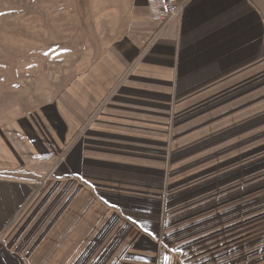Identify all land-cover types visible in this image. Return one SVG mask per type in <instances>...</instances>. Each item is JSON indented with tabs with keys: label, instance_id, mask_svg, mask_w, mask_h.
<instances>
[{
	"label": "crops",
	"instance_id": "0c3cea01",
	"mask_svg": "<svg viewBox=\"0 0 264 264\" xmlns=\"http://www.w3.org/2000/svg\"><path fill=\"white\" fill-rule=\"evenodd\" d=\"M177 1L0 110V264H264V0Z\"/></svg>",
	"mask_w": 264,
	"mask_h": 264
},
{
	"label": "rangeland",
	"instance_id": "374dc122",
	"mask_svg": "<svg viewBox=\"0 0 264 264\" xmlns=\"http://www.w3.org/2000/svg\"><path fill=\"white\" fill-rule=\"evenodd\" d=\"M131 0H0V110L51 102L126 26Z\"/></svg>",
	"mask_w": 264,
	"mask_h": 264
},
{
	"label": "built area",
	"instance_id": "2783aa9c",
	"mask_svg": "<svg viewBox=\"0 0 264 264\" xmlns=\"http://www.w3.org/2000/svg\"><path fill=\"white\" fill-rule=\"evenodd\" d=\"M158 4L161 18L166 22L179 17L185 6V3L180 4L177 0H158Z\"/></svg>",
	"mask_w": 264,
	"mask_h": 264
}]
</instances>
